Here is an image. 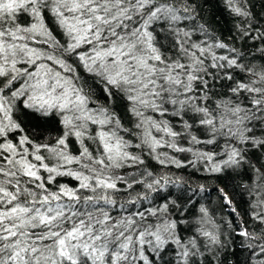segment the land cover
<instances>
[{
    "label": "snow or ice",
    "instance_id": "6c2138e0",
    "mask_svg": "<svg viewBox=\"0 0 264 264\" xmlns=\"http://www.w3.org/2000/svg\"><path fill=\"white\" fill-rule=\"evenodd\" d=\"M223 3L0 0V264H264V22Z\"/></svg>",
    "mask_w": 264,
    "mask_h": 264
},
{
    "label": "trees",
    "instance_id": "16d2710c",
    "mask_svg": "<svg viewBox=\"0 0 264 264\" xmlns=\"http://www.w3.org/2000/svg\"><path fill=\"white\" fill-rule=\"evenodd\" d=\"M199 8L201 16L203 17L202 23H206L211 31H214L217 36L221 39L229 37L231 32L234 31L235 23L238 18H235L225 7L223 0H198ZM247 8L252 13V16L256 19L264 22V0H247ZM27 16L24 14H20L19 22L23 23L27 21ZM55 127V126H53ZM58 135V132L51 131V138H54ZM51 138L48 142H51ZM70 148L75 151L76 146L70 145ZM181 159L184 158L185 154H178ZM255 160V157H253ZM154 168L158 167L154 161H148ZM259 167V165L257 164ZM74 167V166H73ZM171 171L175 172L177 175L181 174V170L171 169ZM43 175H46L42 173ZM185 176L187 173H183ZM193 179L200 184H204L207 188H211L215 183L213 180H206L204 176L201 174H196ZM58 183H66L70 186L75 185L76 181L71 177H58ZM223 186V185H221ZM204 203L209 206L210 209L218 208L217 195L214 192H206ZM243 205L241 203H237V208L243 213ZM226 212L218 213V217L226 216ZM247 252H238L236 256L229 257L232 264H242L247 258Z\"/></svg>",
    "mask_w": 264,
    "mask_h": 264
}]
</instances>
